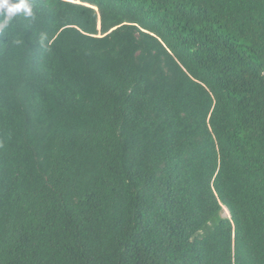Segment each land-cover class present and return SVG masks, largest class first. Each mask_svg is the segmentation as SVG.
Masks as SVG:
<instances>
[{"label": "trees", "instance_id": "obj_1", "mask_svg": "<svg viewBox=\"0 0 264 264\" xmlns=\"http://www.w3.org/2000/svg\"><path fill=\"white\" fill-rule=\"evenodd\" d=\"M27 2L0 264H264V0Z\"/></svg>", "mask_w": 264, "mask_h": 264}, {"label": "clouds", "instance_id": "obj_2", "mask_svg": "<svg viewBox=\"0 0 264 264\" xmlns=\"http://www.w3.org/2000/svg\"><path fill=\"white\" fill-rule=\"evenodd\" d=\"M0 10H4L0 11V15L3 16L0 29L6 28L17 14L29 16L32 12L27 0H0Z\"/></svg>", "mask_w": 264, "mask_h": 264}, {"label": "rangeland", "instance_id": "obj_3", "mask_svg": "<svg viewBox=\"0 0 264 264\" xmlns=\"http://www.w3.org/2000/svg\"><path fill=\"white\" fill-rule=\"evenodd\" d=\"M227 215V211H224L223 215L222 216H226Z\"/></svg>", "mask_w": 264, "mask_h": 264}]
</instances>
